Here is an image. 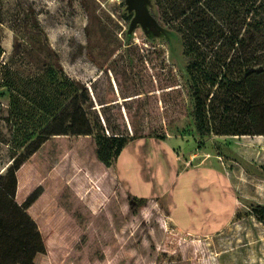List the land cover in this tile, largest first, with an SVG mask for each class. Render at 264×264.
<instances>
[{"label":"rangeland","instance_id":"1","mask_svg":"<svg viewBox=\"0 0 264 264\" xmlns=\"http://www.w3.org/2000/svg\"><path fill=\"white\" fill-rule=\"evenodd\" d=\"M189 1L155 0L157 18L181 36L168 39L140 27L129 36L125 0H0V64L34 79L56 52L64 73L88 88L91 117L107 134L178 139L182 166L215 164L234 198L225 228L188 232L170 217L166 197L133 196L118 156L102 160L95 135H36L13 154L10 97L0 86V264H39L47 242L48 264H264V220L254 211L264 203V134H217L220 118L199 134L188 71L196 58L213 64L221 53L246 67L251 43L237 40L252 14L223 41L216 17L168 10ZM49 78L44 85L61 91Z\"/></svg>","mask_w":264,"mask_h":264},{"label":"trees","instance_id":"2","mask_svg":"<svg viewBox=\"0 0 264 264\" xmlns=\"http://www.w3.org/2000/svg\"><path fill=\"white\" fill-rule=\"evenodd\" d=\"M226 7L231 8V12L224 14L222 11ZM168 10L178 16L188 12L187 19H194L197 11L203 19L206 17L215 21L213 17H216L219 23H215L213 29L219 32V39L223 41L230 36L238 22L247 21L252 14L246 33L237 40L242 47L247 46V41H250L252 55L249 64L243 67L241 56H237L239 64H236L234 56L227 61L228 54L222 53V59L213 64L207 61V56L202 59L198 57L188 66L191 78L189 86L195 98L194 115L199 134H209V122L217 118L223 123V128L217 130V134H264V0H192L177 6L173 12L172 8ZM162 19L158 18L166 25ZM194 23L199 25L201 22L194 20ZM31 25L35 31H42L36 20ZM3 52L0 44V58ZM54 53L55 63L49 66L47 73L40 72L34 79L26 78L6 64H0V68H4L3 84L0 82V86L7 88L10 97V115L6 117V121L14 128V135L9 143L13 154L36 135L72 134L95 135L98 155L104 161L118 156L131 139L127 141L125 136L115 132L107 134L99 117H91L93 104L88 88L81 81L73 80L64 73L57 64L58 55ZM219 53L220 51L217 52ZM193 66L197 68V72L204 73L198 77L200 80L195 77ZM48 74L49 79L62 88L61 91L44 85L48 81ZM215 87L216 90L211 94ZM254 211L264 220V203L255 204ZM55 234L54 239L59 240L61 237L56 230ZM50 245L47 242L42 246L49 251ZM46 251L41 255L39 264H48L49 252Z\"/></svg>","mask_w":264,"mask_h":264},{"label":"crops","instance_id":"3","mask_svg":"<svg viewBox=\"0 0 264 264\" xmlns=\"http://www.w3.org/2000/svg\"><path fill=\"white\" fill-rule=\"evenodd\" d=\"M178 139H131L116 159L127 190L137 197H166L170 217L183 230L212 232L231 219L233 194L215 164L182 166Z\"/></svg>","mask_w":264,"mask_h":264},{"label":"water","instance_id":"4","mask_svg":"<svg viewBox=\"0 0 264 264\" xmlns=\"http://www.w3.org/2000/svg\"><path fill=\"white\" fill-rule=\"evenodd\" d=\"M125 2L129 14L133 13L128 28L129 36L134 33L136 28L140 27L149 37L160 36L168 39L180 37L181 39L176 30L163 25L158 20L155 14V0H125Z\"/></svg>","mask_w":264,"mask_h":264}]
</instances>
